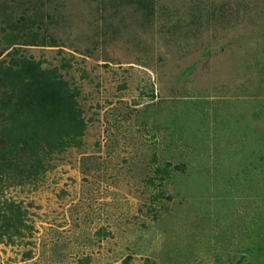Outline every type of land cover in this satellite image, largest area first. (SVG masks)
<instances>
[{"label":"rangeland","instance_id":"374dc122","mask_svg":"<svg viewBox=\"0 0 264 264\" xmlns=\"http://www.w3.org/2000/svg\"><path fill=\"white\" fill-rule=\"evenodd\" d=\"M137 1L0 0L44 23L0 21V264H264V0ZM34 63L85 128L25 166Z\"/></svg>","mask_w":264,"mask_h":264},{"label":"trees","instance_id":"16d2710c","mask_svg":"<svg viewBox=\"0 0 264 264\" xmlns=\"http://www.w3.org/2000/svg\"><path fill=\"white\" fill-rule=\"evenodd\" d=\"M147 2L149 1L140 0L134 2L139 9L145 11L144 15L146 17L150 16L151 13L150 10H147ZM8 14L7 12L2 13V10L0 11V21L9 30L5 37L8 47L17 46L21 43L29 46L39 44L38 31L36 30L43 28L42 13L30 15L28 10H25L15 18H12V13ZM4 31L6 33V30ZM12 48L19 50L17 49L19 47ZM9 57L7 61H4L7 66L0 67V73L6 72V74L9 73L8 75L17 76V71H24V61L19 60V55H15V58L11 57V55ZM29 72L32 73L35 84L33 83V85H27L23 88L25 89L23 96L27 100L25 102L22 101L24 104L23 110L26 111V113L24 112L25 120H23L22 124L33 149L29 151L25 166L29 162L33 163L35 161L34 158L37 161L39 160L40 156L35 153V150L37 152L39 149L38 145H40V142L43 143L42 145L46 149L45 154L47 152H60L71 146H79V138L83 135L85 128L81 110L75 100L77 93L71 91L69 84L62 78L59 81H54V71H49L50 74L47 75L40 70L38 63H34ZM3 98L4 96H0V104H4ZM0 108V121L9 119L16 124L12 115L14 111L5 113L8 110L5 104L3 107L0 105ZM2 109L3 113H1ZM7 130L18 131L15 130L14 124L8 127ZM7 143L11 145L7 151V154L10 155L13 153V145L15 143L13 145L11 142L7 141ZM31 156L34 158L31 159ZM0 232L2 233L3 230Z\"/></svg>","mask_w":264,"mask_h":264}]
</instances>
